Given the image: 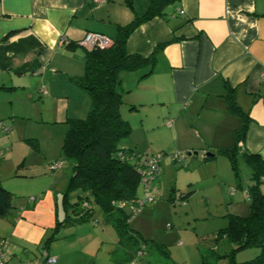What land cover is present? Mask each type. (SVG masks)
<instances>
[{"label":"crops","instance_id":"crops-1","mask_svg":"<svg viewBox=\"0 0 264 264\" xmlns=\"http://www.w3.org/2000/svg\"><path fill=\"white\" fill-rule=\"evenodd\" d=\"M148 4L149 0H107L103 4L93 0H0V121L9 123L7 134L1 135V146L10 157L16 148L25 155L17 161L21 172L14 176L30 180L35 174L24 171H48L52 161H63L66 121L83 119L88 113L91 98L76 83L84 71L86 49L78 42L88 32L113 38L118 26L144 14ZM162 12L140 23L126 39L127 53L145 57L166 42L157 51L150 73L144 75L145 67L121 75L129 115L138 108L157 107V113L149 111V118L160 125L162 120H171L168 128L188 141L189 151L207 145V141L215 148L227 147L242 124L227 106L226 94L232 93L248 115L240 149L264 160V0H175ZM30 120L58 128L53 143L57 147L61 144L59 153L41 157L40 141L46 136L28 133ZM31 155L41 159L29 162ZM55 176L50 177L52 182ZM35 181L29 185L36 191L27 193L0 178V185L12 196L26 197L18 207L12 197L13 208L0 216V220L5 219L0 221V237L6 241L7 261L21 264L33 260L39 256L43 241L54 234L47 250L57 257L56 264H88V258L73 259L72 251L80 250L60 248L59 241L51 244L59 237L68 238L57 234L69 223L67 218L58 219L51 184L41 188ZM57 220L61 224L56 226ZM115 249L116 245L110 260L89 263L123 264L131 260ZM155 258L154 251L138 255L133 264H174Z\"/></svg>","mask_w":264,"mask_h":264},{"label":"rangeland","instance_id":"rangeland-1","mask_svg":"<svg viewBox=\"0 0 264 264\" xmlns=\"http://www.w3.org/2000/svg\"><path fill=\"white\" fill-rule=\"evenodd\" d=\"M126 96L127 94L123 97L120 112L129 123L130 133L119 142V146L131 149L139 156L161 155L160 174L154 180L156 185V192L152 197L154 200L147 201L146 205L138 206V211L130 217L129 228L139 233L150 245L160 246L168 252L169 256H166L162 252L150 249L147 253L151 254L154 251L156 258L153 260L160 261L162 258L173 261L174 264H230L229 253L234 245L224 238L218 239L217 231L227 225L229 214L247 216L250 212L246 191L251 173L249 165L240 152L236 156V174L224 154L216 153L213 159L204 160L206 152L216 150L212 143H209L211 141L206 142L204 139L201 141H205L207 145L192 150L197 152V156L188 155L189 150L186 148L188 141L183 140L181 135L177 137L174 128L171 132L163 120L160 125L153 118H149V111L157 113L159 110L157 107L148 110L138 108L133 116L129 115V109L125 103L128 102ZM3 123L8 128V121L3 120ZM52 127L33 120L26 124L28 133L46 136L40 141L43 153L41 157L52 153L57 154L60 151L61 144L57 147L54 145L55 142L53 143L59 131L58 128ZM2 134L0 133V146ZM233 140L228 141L229 146L232 145ZM191 142L195 144L197 140ZM178 152L185 154L184 160L180 163L173 162L170 158L172 154ZM18 154H20L19 159L15 158ZM24 156L23 150L19 148H16L14 154L12 153V157L9 152H4V155L0 156V178L10 186H21L27 193L31 190L36 191L29 185L31 180H36L35 185L39 183L41 188L51 184L50 187L56 192L54 194L57 199L58 219L67 218L69 223V226L62 227L57 234V237L66 234L68 238L59 237V240L51 244L55 245L59 241L60 248L80 250L79 253L74 254V251L71 253L76 260L87 261L88 258L90 263L110 260L109 257L114 255L112 250H114L118 234L112 222L104 216L96 204H92L91 214L82 220H77V215L70 209L67 210L66 217L62 194L71 173L70 163L65 160L64 164L57 168L58 172L39 169L38 173H30L31 171L26 170L23 174L29 173L30 176L35 174L29 180L23 176H14L15 172H21L17 161L20 162L25 158ZM35 157L38 160L41 159L39 156L31 155L28 157L29 162ZM40 164L41 162L38 161V165ZM53 173L56 176L52 182L50 177ZM32 192L30 195H34ZM67 194L72 202L77 199L78 191L69 190ZM24 196L13 195L12 202L18 207L19 202H25ZM137 196L139 199L146 196L141 185L137 188ZM31 197L33 196H30L28 200L32 199ZM127 212L129 213L126 209ZM2 220L5 221V219ZM64 240L66 242H62ZM257 252L256 247L244 248L235 251L234 258L237 262H242L253 258ZM139 254L131 257V260L135 261ZM118 255L123 257L122 253Z\"/></svg>","mask_w":264,"mask_h":264},{"label":"trees","instance_id":"trees-1","mask_svg":"<svg viewBox=\"0 0 264 264\" xmlns=\"http://www.w3.org/2000/svg\"><path fill=\"white\" fill-rule=\"evenodd\" d=\"M173 1L175 0H149L144 14L126 25L118 26L115 36L110 37V46L85 49L84 71L76 79V83L89 94L90 108L85 118L66 121L68 127L61 145L62 165L65 160L71 165V173L62 194L66 217L67 210L70 209L77 215V220H82L91 214L92 204H96L117 231L115 252H123L130 258L137 253L144 255L150 249L169 255L165 249L150 245L139 233L129 228L128 223L133 213L125 204L130 203L138 209V201L144 200L138 198L137 188L139 185L143 188L140 183L143 170L141 162L146 154L139 156L131 149L119 146V142L130 133L129 123L120 112L123 103L121 75L145 67L148 70L144 75L150 73L157 51L166 42L159 43L154 52L146 57L127 53L125 43L136 26L163 14L166 4ZM226 98L229 111L241 118V127L235 132L232 145L206 152L203 159H213L216 153L224 154L236 174V156L239 152L242 154L251 171L246 190L250 212L247 216L229 214L227 225L217 231V238H224L234 245L229 253L230 264H264V160L258 154L240 149V143L246 134L248 115L238 106L232 93H227ZM190 152L192 151H188V155ZM159 174L160 172L155 175L154 180ZM152 185L156 187L154 181ZM75 189L78 191L77 199L70 202L67 192ZM155 192L156 189L150 191L148 196L152 198ZM11 199L12 193L0 185L1 217L13 208ZM146 204L147 201H144L143 205ZM126 209L129 213H126ZM60 222L57 220L56 226ZM54 238V234L47 237L40 250L47 249L48 243ZM248 247L258 248L257 254L251 259L237 262L234 258L235 251Z\"/></svg>","mask_w":264,"mask_h":264},{"label":"built area","instance_id":"built-area-1","mask_svg":"<svg viewBox=\"0 0 264 264\" xmlns=\"http://www.w3.org/2000/svg\"><path fill=\"white\" fill-rule=\"evenodd\" d=\"M94 2L98 3V4H103L105 3L107 0H93ZM181 13H183L181 11ZM81 46H83L84 48L90 50L94 47H98V48H105L108 47L112 44V39L106 35L100 34V33H96V32H88L84 35V37L78 42ZM43 92H45V89L42 88ZM167 125H170L172 123L171 120H166L165 122ZM8 128L6 127V125L3 123V121H0V133H5L7 132ZM3 153V149L0 146V155H2ZM171 160L173 162H182L185 158V154L184 153H175L171 155ZM160 159H161V155L156 154H146L143 158H142V165H143V170H141V179H140V183L142 184L144 191H145V198L144 201H149V200H153V198H151V196H148V193L150 191H155L156 187H154L152 185L155 175H158V173L160 172V167H159V163H160ZM60 166H62V161H55L49 164V170L53 171L57 168H59ZM143 200H139L138 201V206L140 207L141 205H143ZM128 210H132L131 212L134 214L138 211L137 208H135L132 204H125ZM5 244L6 241L5 239H0V264H9V262L7 261V252L5 251ZM134 260H129L123 264H133ZM57 262V257L55 255H52L48 252L47 249H41L39 252V256L34 258L33 260H30L28 262H24L22 264H56Z\"/></svg>","mask_w":264,"mask_h":264},{"label":"water","instance_id":"water-1","mask_svg":"<svg viewBox=\"0 0 264 264\" xmlns=\"http://www.w3.org/2000/svg\"><path fill=\"white\" fill-rule=\"evenodd\" d=\"M193 154L195 157L197 156V152L196 151H192L189 153V155Z\"/></svg>","mask_w":264,"mask_h":264}]
</instances>
